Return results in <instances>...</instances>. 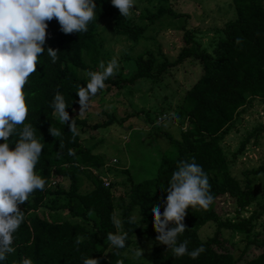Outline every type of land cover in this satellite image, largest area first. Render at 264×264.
Returning a JSON list of instances; mask_svg holds the SVG:
<instances>
[{
    "label": "trees",
    "instance_id": "trees-1",
    "mask_svg": "<svg viewBox=\"0 0 264 264\" xmlns=\"http://www.w3.org/2000/svg\"><path fill=\"white\" fill-rule=\"evenodd\" d=\"M95 2V18L87 25L86 32L66 35L60 31L55 18L48 22L45 52L38 58L37 71L28 77L24 86L29 109L25 124L33 126L36 138L43 144L35 172L46 180V184L43 191L35 190L30 194L23 209L18 206L25 220L13 234L15 251L0 264H20L24 258H30L33 264H83L86 258L108 264L103 259L107 250H110L111 260L124 253L132 254L131 260L118 264H146L137 262L135 252L139 248L144 254L141 245L148 238L152 241L149 264H264V236L261 237L258 230L264 232V164L243 170L241 178L231 171L232 163L248 147L259 145L264 123L259 122L248 131L231 155L222 146L223 138L233 129L236 119L254 100H260L264 107V0H232L235 18L215 28L208 46L201 43L196 30H184L183 45L174 60L169 61L161 51L157 54L146 52L138 55L132 62V71L125 73L127 69L121 66L125 61L124 54L119 56L118 70L105 81L106 87L95 97L112 89L121 91L143 79L150 80L152 85L161 84L166 75L177 71L185 62L198 64L201 74L176 99L174 107L170 105L168 112L162 111L155 122L144 117L151 126H158L170 117L182 129L179 138L165 133L175 156L163 157L151 178L139 182L130 180L118 204L114 197L116 186L109 183L105 187L97 171L105 167V160L83 145L79 132L84 131L87 123L72 118L79 100L77 85H85L88 72L99 70L101 61L106 64L114 57L104 46L102 21L111 20L116 35L137 43L147 25L140 26L138 21L147 20L150 24L166 14L176 13L171 8L157 7L154 12L147 9L136 18L131 14L124 17L111 0ZM49 47L58 50L55 63L47 54ZM57 91L64 96L68 107L70 120L66 123L54 116L52 103ZM163 115L165 117L161 119ZM72 120L81 129L78 133L70 132ZM126 120L107 114L102 123L92 125L91 129L105 128L114 122L122 125ZM50 127L58 129L61 135L53 137ZM22 128L23 125L18 126L17 132ZM9 139L10 148L14 149L19 136L14 134ZM2 143L4 141L0 140ZM193 158L207 174L210 193L214 197L207 210L198 206L186 210L183 221L186 231L178 236V244L184 240L189 242V251L204 247L205 251L196 259L188 255L176 257L171 248L157 241L152 214V207L157 204L161 205L163 213L166 189L177 164L191 162ZM122 172L128 174L127 169ZM53 176L67 178L68 187L49 188ZM258 181L262 185L260 196L254 190ZM85 184L87 188L83 189ZM221 197L233 201V218H222L217 213L215 205ZM126 199L128 202L125 203ZM135 207L138 208L137 216ZM41 209L50 214L43 211L39 214ZM244 213L248 215L243 216ZM113 218L121 221L119 231L127 233L123 249L110 247L107 239L110 230L118 232ZM210 222L215 226L213 234L201 239L199 230ZM222 230L243 235L246 243L238 257L233 256V248ZM77 238H80L79 244Z\"/></svg>",
    "mask_w": 264,
    "mask_h": 264
},
{
    "label": "rangeland",
    "instance_id": "rangeland-1",
    "mask_svg": "<svg viewBox=\"0 0 264 264\" xmlns=\"http://www.w3.org/2000/svg\"><path fill=\"white\" fill-rule=\"evenodd\" d=\"M157 7L171 8L176 15L166 14L150 24L147 20L138 21L140 26L147 25L142 39L137 43L125 41V37L116 35L111 20L108 19L109 24L106 20L100 23L101 34L105 40L104 46L106 45L110 54L117 59L124 54L126 62L123 61L121 66L127 69L125 73L131 72L133 60L146 52L157 54L161 51L169 61L174 60L183 45L184 30H196L201 43L208 46L215 28L223 26L225 22L236 16L232 0H155L151 3L147 0H134V7L130 14L136 18L147 9L154 12ZM109 25L110 28H108ZM200 74L201 69L198 64L185 62L177 71L166 75L161 84L152 85L150 80L143 79L121 91L112 89L98 97H92L90 106L82 114H80L79 103H76L72 118L85 121L87 126L102 123L107 114H113L117 119H127L122 125L114 122L105 128L92 130L90 127V130L79 132L83 145L108 162L107 168L101 171V177L110 180V183L117 187L114 192L117 204L129 187L130 180L139 182L151 178L155 175L163 157L165 159V157L174 158L175 156L174 148L169 144L165 133L179 138L182 129L170 117L158 126H151L144 117L155 122L162 111L168 112L170 105L174 107L176 99L190 88ZM136 112L139 113L138 116L134 115ZM54 116L60 120L56 113ZM259 122L264 123V107L260 100H254L236 119L233 129L223 138L222 146L226 153L231 155L245 138L246 133ZM75 127L78 133L81 129L78 126ZM122 133L125 135L123 136ZM262 164H264V132L259 137V145L248 147L245 153L232 163L231 171L235 177L241 178L243 170L256 168ZM124 169H127L128 174L122 172ZM68 184L67 178L53 176L48 187L65 189ZM86 188L85 184L83 189ZM254 190L258 196L262 194L260 181L255 183ZM124 201L126 203L127 199ZM18 206L23 209L25 203ZM215 208L222 218L234 217L233 201L228 197L218 199ZM42 211L46 215L50 214L43 209L38 213L42 214ZM116 212L119 217L120 208ZM135 212L133 210L137 216V207ZM247 215V213L243 214V216ZM214 230L213 223H207L199 230V237L206 239L213 234ZM258 230L263 237L264 232L260 228ZM110 232L115 234L114 230ZM222 234L232 246L233 256L238 257L246 243L243 235L227 230H222ZM141 247L144 254L136 257L137 262L149 264L152 252L151 239L148 238L142 242ZM109 253L110 250H107L103 255V259L108 261V264H118L132 259V254L124 253V256L118 255L111 260Z\"/></svg>",
    "mask_w": 264,
    "mask_h": 264
},
{
    "label": "clouds",
    "instance_id": "clouds-1",
    "mask_svg": "<svg viewBox=\"0 0 264 264\" xmlns=\"http://www.w3.org/2000/svg\"><path fill=\"white\" fill-rule=\"evenodd\" d=\"M121 16L130 15L134 0H111ZM95 0H0V261L15 251L14 233L25 220V215L18 205L29 200L35 190L43 191L46 180L35 172V167L42 154L43 144L35 136L31 124H25L28 116L26 96L23 91L28 77L37 71L38 58L45 52L48 22L54 18L64 34L86 32L87 25L95 18ZM239 44L240 40L237 39ZM58 50L47 49V54L55 63ZM119 64L113 57L106 64L101 61L97 71L87 73L88 82L77 85L76 95L79 100L80 114L90 106L92 97L103 90L105 81L113 77ZM52 107L61 122L70 120L64 96L57 91ZM175 116V113L172 114ZM164 119V118H161ZM23 125L17 132L18 126ZM70 132L75 133L74 120ZM53 137L61 132L53 127L49 129ZM19 136L14 149L10 148V137ZM164 211L161 205L152 207L156 239L160 244L171 248L176 257H199L204 247L188 250V241L177 243L178 236L186 231V210L199 207L207 210L214 202L210 193V184L202 166L195 162L180 161L173 172L166 189ZM91 214V213H90ZM117 233H108L107 239L118 249L125 247L127 233L120 232L121 221L113 218ZM175 225L169 227V225ZM77 244L80 238H77ZM137 249L136 257L142 256ZM20 264H33L30 258H24ZM83 264H99L94 258L84 259Z\"/></svg>",
    "mask_w": 264,
    "mask_h": 264
},
{
    "label": "crops",
    "instance_id": "crops-1",
    "mask_svg": "<svg viewBox=\"0 0 264 264\" xmlns=\"http://www.w3.org/2000/svg\"><path fill=\"white\" fill-rule=\"evenodd\" d=\"M76 108H77V107H76ZM74 109H75V108H74ZM91 126H92V125H91ZM91 126H89V125L86 126V127L84 128V132H85L86 129L90 130V127H91ZM92 130H93V129H92ZM122 135L124 136L125 134L122 133ZM95 155H97V154H95ZM107 163H108V162L105 160V163H104L105 167H106ZM105 167H102V168H100L99 170H97V171L99 172V174H101V171H102L103 169H105ZM91 170L95 173V171H94L95 169H94V168L91 169ZM96 173H97V172H96ZM104 173H105V171H104ZM100 177H101V176H100ZM109 182H110V180H109ZM116 188H117V187H116Z\"/></svg>",
    "mask_w": 264,
    "mask_h": 264
},
{
    "label": "built area",
    "instance_id": "built-area-1",
    "mask_svg": "<svg viewBox=\"0 0 264 264\" xmlns=\"http://www.w3.org/2000/svg\"><path fill=\"white\" fill-rule=\"evenodd\" d=\"M165 116L163 115L162 116V118H164ZM158 120H160V119H158ZM100 179L102 180V182H103V185L105 186V187H108L109 186V181L105 178V177H100Z\"/></svg>",
    "mask_w": 264,
    "mask_h": 264
}]
</instances>
